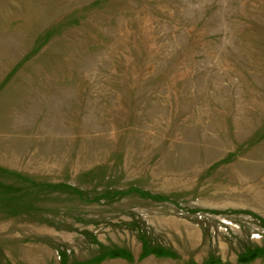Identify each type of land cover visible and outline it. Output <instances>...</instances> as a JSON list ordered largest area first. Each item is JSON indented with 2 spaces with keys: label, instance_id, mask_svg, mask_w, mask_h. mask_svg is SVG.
I'll return each instance as SVG.
<instances>
[{
  "label": "rangeland",
  "instance_id": "obj_1",
  "mask_svg": "<svg viewBox=\"0 0 264 264\" xmlns=\"http://www.w3.org/2000/svg\"><path fill=\"white\" fill-rule=\"evenodd\" d=\"M0 264H264V0H0Z\"/></svg>",
  "mask_w": 264,
  "mask_h": 264
},
{
  "label": "trees",
  "instance_id": "obj_2",
  "mask_svg": "<svg viewBox=\"0 0 264 264\" xmlns=\"http://www.w3.org/2000/svg\"><path fill=\"white\" fill-rule=\"evenodd\" d=\"M145 249H146V247H144V252H145ZM111 252V254L112 255H119V254H123V252H120V251H118V250H110ZM152 252H155V253H158L159 251L158 250H152ZM254 256H255V254L252 252V253H249V254H247L246 256H244V257H241L240 258V260L241 261H247V260H250V259H252V258H254Z\"/></svg>",
  "mask_w": 264,
  "mask_h": 264
}]
</instances>
